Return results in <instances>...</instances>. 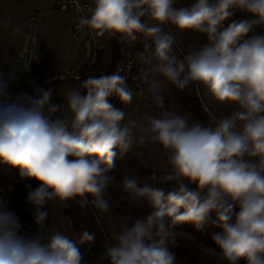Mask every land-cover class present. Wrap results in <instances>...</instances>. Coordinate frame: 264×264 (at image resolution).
Segmentation results:
<instances>
[{
  "label": "clouds",
  "instance_id": "9594fccd",
  "mask_svg": "<svg viewBox=\"0 0 264 264\" xmlns=\"http://www.w3.org/2000/svg\"><path fill=\"white\" fill-rule=\"evenodd\" d=\"M73 2L80 11V0ZM92 2L78 27L142 44L135 79L147 85L159 111L134 118L112 103L115 97L129 105L136 94L119 68L87 76L67 91L66 111L51 102L52 88L32 80L31 93L13 97L0 75V165L41 182L27 196L35 236L20 233L19 218L0 200V264H85L81 245L94 234L85 230L77 240L45 229L44 205L81 197L82 207L107 212L115 158L151 144L166 153L161 180L178 187L165 192L135 178L120 181L132 201L150 209L127 217L113 234L117 243L103 251L109 264H175L169 245L184 223L221 228L212 238L227 264H264V31H257L264 30V0H192L179 7L177 0ZM173 26L203 34L206 42L181 51ZM20 55L29 71L36 52L25 48ZM157 73L166 79H156ZM165 81L181 91L202 87L232 110L206 123L190 121L165 106Z\"/></svg>",
  "mask_w": 264,
  "mask_h": 264
},
{
  "label": "rangeland",
  "instance_id": "374dc122",
  "mask_svg": "<svg viewBox=\"0 0 264 264\" xmlns=\"http://www.w3.org/2000/svg\"><path fill=\"white\" fill-rule=\"evenodd\" d=\"M183 0H177V7L183 6ZM186 4H190L188 0H185ZM46 10L47 13L42 15V13ZM57 10L55 9L53 0H0V22L7 21L8 23H0V38L2 41V45H4V41L8 47H12V45L22 38V32L19 35V32H15L14 29L21 24V28L23 30L24 38L27 34V41L29 43L33 42V36L31 33H25L26 29L30 28L36 24L37 21L50 19L53 15H57ZM54 12V13H53ZM14 16V17H11ZM33 18V19H32ZM16 23H18L16 25ZM31 31V30H27ZM69 31V29H68ZM71 31V27H70ZM186 37L190 36H199L205 37L203 34L193 32L192 30H184ZM25 33V34H24ZM68 38V36H66ZM206 39V37H205ZM35 40V39H34ZM47 43V42H46ZM64 44V40L61 42ZM60 50V51H59ZM58 51H54L50 49L48 53V58L43 56L41 58L42 61H45V65L48 64V60L54 62L56 65H61V63L66 59L68 55V50L59 48ZM78 52V51H77ZM75 51V53H77ZM57 54V55H56ZM51 55L52 57H49ZM115 55V45L109 44L105 46L101 52L99 53L97 60L94 64H92L88 70L86 75H105L110 73L112 67V59ZM74 59V57H73ZM84 57L78 56L76 58V62L84 60ZM12 62V63H11ZM36 62V59H35ZM35 62L30 66L33 67ZM5 66L0 70V75L8 82V91L10 95L13 97L20 89L24 77L28 74L31 75L29 71H25L24 67L14 60L7 61L4 60ZM42 65H44L42 61ZM67 70L63 75H51L46 74L45 72H41L40 80L37 81L42 87H49V84L52 85L53 96L57 95V84L55 82H59L61 80L67 79L73 75V72ZM156 79L165 80L162 74L157 73ZM48 85V86H47ZM165 87V106L170 110L179 113L182 110V106L179 103L178 99L174 95L173 91L169 87L167 81L164 84ZM84 93L86 90L84 89ZM58 95H65V92H59ZM113 98L111 101L113 103ZM67 105L66 100H64ZM124 107V110L132 117H139L144 112H153L154 114L158 113V109H156L155 105L151 100V96L147 91V87L141 93H136L134 96V100L129 105H122L119 101L118 108ZM185 109V108H184ZM67 110V109H66ZM133 156H135L138 161L148 170H154L157 172H164L167 168V159L166 153L163 150L162 146L158 144H151L147 146H138L134 150L129 151ZM18 168H12L5 165H0V200H3L4 205L8 211H11L20 217V212L22 209V203L19 201L18 197L15 195L13 188V182L17 181L16 174ZM114 188L119 189V184L114 183ZM125 194V193H124ZM123 194V196H124ZM110 203L112 202V198L108 195ZM90 205V204H89ZM92 211L94 212L95 217L98 220L99 225L101 226L103 233L106 236L107 242L113 244L117 241L113 238V234L118 232L121 228V225L126 221L124 217H122L118 212H116L110 204V208L107 212L101 213L96 210L93 206H91ZM42 210H47L49 216V225L55 230H60L68 235L70 238L77 239L76 233L73 228V222L65 212V209L57 199L49 201ZM85 212L80 214V216H84ZM20 233L24 235L23 230L20 229ZM110 238V240H109ZM85 264H109V261L104 257V255L92 257L89 260L85 261Z\"/></svg>",
  "mask_w": 264,
  "mask_h": 264
},
{
  "label": "trees",
  "instance_id": "16d2710c",
  "mask_svg": "<svg viewBox=\"0 0 264 264\" xmlns=\"http://www.w3.org/2000/svg\"><path fill=\"white\" fill-rule=\"evenodd\" d=\"M237 18H239V15ZM257 31L264 30L257 29ZM115 59L116 46L115 55L112 59V65H114ZM30 81H32V78L30 75H27L17 93L21 91L31 93L32 88L29 84ZM168 84L181 106L188 110L193 115L195 120L205 123L210 120L209 115L202 105L195 86H193L190 90L181 91L172 85L171 82H168ZM113 103L116 107H118V98L114 97ZM112 174L115 176L116 183L119 184L120 188L117 189L111 186L107 190V195L112 198V202L110 204L113 209L124 217L125 220H127V217L129 216L135 218L137 216L144 215L150 209V206L146 202L132 201L128 197V194L123 191L120 186V181H122L125 177L135 178L140 186L147 184L151 187L162 188L165 192L178 187L175 181H162L161 176L164 172H157L150 169L148 170L130 152L126 153L124 156H119L118 154L115 158ZM16 175L17 181L13 182L12 189L19 201L22 203V209L19 217L21 230H23L24 235L35 236L38 234L39 229L33 218L34 208L28 202L27 196L29 191L35 189L41 182L33 177H21L19 168ZM190 187H195V185H190ZM81 199V197H76L74 199H69L68 201L57 200L62 203L65 212L73 222V228L76 233L77 240H79V236L85 230L94 234V240L92 242L86 241L81 245L84 261H86L92 257L103 255L105 245H114L116 242L113 244L107 242L106 236L103 233V230L99 225L90 205L88 204L82 207L80 203ZM83 212H85V215L80 216ZM49 216L50 215L48 214L45 229L50 228L48 223ZM176 231L177 243L175 245H169V250L175 256V264H227V261L222 256L221 250L212 238L214 233L222 231L221 228L206 225L203 230H196L190 223H184L177 225Z\"/></svg>",
  "mask_w": 264,
  "mask_h": 264
},
{
  "label": "crops",
  "instance_id": "0c3cea01",
  "mask_svg": "<svg viewBox=\"0 0 264 264\" xmlns=\"http://www.w3.org/2000/svg\"><path fill=\"white\" fill-rule=\"evenodd\" d=\"M183 1H184L183 6L189 5L185 3V0ZM188 1L192 2V0H188ZM54 11H57L56 12L57 15H53L50 19H47V20L37 21L36 24H34L31 27V29L28 28L31 31H27L28 29H26L25 31V33L30 32L31 36H33V42L29 43V49L32 52L35 51L36 56H37L35 65L30 68L29 72H31L30 77L32 78V80H35L37 82L38 80L41 79L40 78L41 72L46 71L45 75L47 74L48 75L49 74L51 75H57V74L61 75L62 74L63 75L67 70L73 69L74 73L72 76H70L67 79L61 80L59 82L58 81L55 82L58 87L57 92L59 93L63 91L66 94V92L69 91L70 89L79 87L80 81L83 78H86V75L88 73L90 66L85 56L83 47L75 44V42L72 40V37L70 35V27L73 22L74 14L71 12L60 11L58 9ZM45 13H47L46 10H44L42 15H44ZM11 17H14V16H11ZM17 24L18 23H16V25ZM18 26L21 28V24H18ZM173 30L176 32L177 43L181 51H185V52L191 51L194 48L200 47L203 43L206 42L205 37H201V35L186 37L185 31L181 32L179 30H175L174 26H173ZM21 32H22L21 40L16 41L12 45V47H8V45L6 44V41H4L5 43L4 45H2V41H0V70H2V67L5 66L4 60L7 61V64L9 60H14L16 62L17 54L19 50L21 49L23 45V40H24L22 28L19 32V35L21 34ZM66 36H68V38H66ZM63 40H64V44H61ZM59 48L68 50V55L66 59L61 63V65L60 66L56 65L54 64V62L49 61V60H48V64L46 65H45V61L42 60L44 63V65H42V61H39V60H41V58L45 55H46L45 57L48 58L47 52L50 49L54 51H58ZM75 51L76 52L78 51V52L75 53ZM78 56L84 57L85 59L82 61L76 62V58ZM49 57H52V56L49 55ZM52 83L49 84L50 88L52 87V85H54ZM196 90L198 92L199 98L202 102V105L205 111L210 117V120L213 116H216V117L223 116V115L230 113V111L232 110V107H233L232 105H229L227 103L217 102L213 100L207 94L206 90H204L202 87H196ZM58 93L57 95L52 97L51 102L55 104L63 105L62 111H66L67 105L64 102V95H58ZM82 93H84V89H82ZM179 114L187 115L190 121L195 120L193 115L184 108H182V110L179 111ZM56 115L57 116L61 115V112L56 113Z\"/></svg>",
  "mask_w": 264,
  "mask_h": 264
},
{
  "label": "built area",
  "instance_id": "2783aa9c",
  "mask_svg": "<svg viewBox=\"0 0 264 264\" xmlns=\"http://www.w3.org/2000/svg\"><path fill=\"white\" fill-rule=\"evenodd\" d=\"M53 2L56 9L74 14L70 35L75 44L83 47L90 66L95 63L99 53L105 46L114 44L116 46V59L111 73L119 68L122 71V74H127L128 83L135 90V93H141L144 91L147 85L135 79L142 68V65L136 58L137 51L142 49V44L140 42L129 44L126 40H120L118 37H109L107 35L104 37H98L87 27H78L79 18L90 14V10L93 7L92 0H80V11H77L73 0H53ZM28 36L29 34H27L23 40V45L16 58V62L22 66L25 63V59L20 55V52L25 48H27L29 52H32L29 49V41H27ZM34 62L35 59L31 60L30 66ZM69 71L73 72V69Z\"/></svg>",
  "mask_w": 264,
  "mask_h": 264
}]
</instances>
